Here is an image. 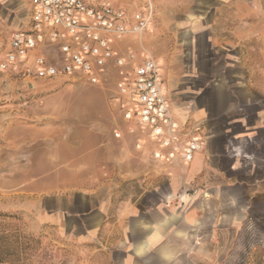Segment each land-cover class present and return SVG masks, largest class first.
I'll return each mask as SVG.
<instances>
[{
	"label": "crops",
	"instance_id": "1",
	"mask_svg": "<svg viewBox=\"0 0 264 264\" xmlns=\"http://www.w3.org/2000/svg\"><path fill=\"white\" fill-rule=\"evenodd\" d=\"M101 1L128 20L152 8L155 59L172 112L200 128L203 148L189 164H163L150 153L162 166L149 169L139 152L130 158L109 148L84 165L96 173L104 164V174L136 181L146 189L138 196L109 176L62 181L67 165L46 179L47 165L70 156L51 150L55 128L39 121L42 79L0 70V190L35 197L36 221L76 245L74 264H186L208 237L218 245L245 238V251L259 248L264 264V0ZM31 8L30 0H0V63ZM124 42L121 52L139 51L137 37ZM106 108L100 100L96 111ZM132 125L122 132L135 147Z\"/></svg>",
	"mask_w": 264,
	"mask_h": 264
},
{
	"label": "built area",
	"instance_id": "2",
	"mask_svg": "<svg viewBox=\"0 0 264 264\" xmlns=\"http://www.w3.org/2000/svg\"><path fill=\"white\" fill-rule=\"evenodd\" d=\"M26 29L12 33L10 47L0 63L2 71H19L28 77L53 79L81 77L91 84L116 77L117 104L123 118L132 123L135 148L144 140L152 145L151 157L163 164H189L203 148L197 125L178 120L163 88L159 63L146 48L120 51L118 44L151 28L152 8L126 14L101 0H30ZM108 79V77H107ZM116 139L123 132L114 131Z\"/></svg>",
	"mask_w": 264,
	"mask_h": 264
},
{
	"label": "rangeland",
	"instance_id": "3",
	"mask_svg": "<svg viewBox=\"0 0 264 264\" xmlns=\"http://www.w3.org/2000/svg\"><path fill=\"white\" fill-rule=\"evenodd\" d=\"M245 19V14H238V24ZM153 26L154 24H151V28L142 35L138 46L139 49L146 48L156 58L155 46L152 43ZM160 46L164 47V44ZM169 48L174 47L169 44ZM159 62L163 63L161 60ZM103 80L105 81L102 83L91 84L83 77L73 79L61 76L42 79L40 103L43 109L39 121L46 127L50 126V131L52 127L55 128L52 133L55 140L50 147L51 150L60 153L67 151L70 156L60 164L53 161L47 165L43 177L46 179L57 177L60 174L57 172L58 169H63L67 165L71 172L61 173L62 181L84 183L91 178L104 179L109 176L122 182L121 186L125 193L138 196L146 191L144 186L137 185L136 181H124L114 171L108 175L104 174V164H98L96 173L83 170L84 165L97 158L102 150L109 148L113 152L124 151L130 158H134L132 154L139 152L142 157L140 159L137 157L138 160L149 169L155 168L156 165L162 166L151 162L149 154L152 145L143 134L141 136L145 138L146 146L142 151L134 147L132 139L126 136V132L122 139L114 137V131H124L123 128L128 122L123 118L117 104L120 97L116 77L108 73ZM163 88L169 98L167 87ZM100 100L107 107L105 113L96 111ZM50 131L45 129L47 134ZM107 141L119 144L112 145ZM34 200L35 197L22 198L19 193L8 194L0 190V264H74L78 253L76 245L59 236L51 225H40L36 221V206L32 204ZM212 240V237L206 238L205 242L200 244L199 251L188 253L185 257L186 264H257L261 259L262 253L259 248H253L251 252L245 251V238H236V245L228 244L225 239L218 245V242L213 243Z\"/></svg>",
	"mask_w": 264,
	"mask_h": 264
}]
</instances>
